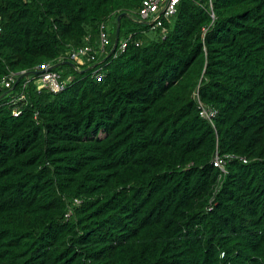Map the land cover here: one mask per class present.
Segmentation results:
<instances>
[{
  "label": "trees",
  "instance_id": "trees-1",
  "mask_svg": "<svg viewBox=\"0 0 264 264\" xmlns=\"http://www.w3.org/2000/svg\"><path fill=\"white\" fill-rule=\"evenodd\" d=\"M142 2L0 0V264H264V0H182L165 36ZM49 61L60 93L18 80Z\"/></svg>",
  "mask_w": 264,
  "mask_h": 264
},
{
  "label": "built area",
  "instance_id": "built-area-1",
  "mask_svg": "<svg viewBox=\"0 0 264 264\" xmlns=\"http://www.w3.org/2000/svg\"><path fill=\"white\" fill-rule=\"evenodd\" d=\"M212 1L213 0H209L210 13L214 17ZM181 2L182 0H143L141 7L137 10V12H135L137 15L136 18L138 19V21L148 25L152 30L162 29L161 35L165 36L167 33V29L163 27V20L170 19L171 17L176 15ZM101 27L102 31L100 36V45L102 49H105L110 44V37L106 31L105 24H102ZM2 30V16H0V33L2 32ZM127 43L128 41L126 40L121 44V51H125V49L128 47ZM139 44L140 42L136 43L137 46ZM70 58L71 60L77 61L79 64H85L86 62L96 61L97 54L92 45H85L74 49L70 53ZM35 71H40L39 73L35 74L34 78L35 84L37 85L39 91L47 89L51 92L58 93L64 90L65 87L73 80L72 76H70L66 80H63L61 73L53 68L52 62H44L40 64L39 66H37ZM17 74L18 73L15 72L8 74L0 81V85H4L7 88L12 87L13 83L16 81ZM94 75H96L98 79H101L103 76V74L99 72V70H96L94 72ZM196 95L198 97V92L196 93ZM24 98L25 97L23 95H20L12 99V102L16 105L19 102L23 101ZM200 109V114L209 120H212V118L217 113L215 110H209L208 108H206L201 102ZM21 113L22 110L20 105L15 106L13 109V114L15 116H18ZM234 158H240L245 163L248 162V159L246 157H238L234 154H227L223 156L216 154L213 162L215 166L219 167L224 173H226L227 162ZM213 200H215V196L212 197L210 205L208 206V210H212L214 208ZM76 203H80V200H76ZM71 214L72 211H68L66 217H69Z\"/></svg>",
  "mask_w": 264,
  "mask_h": 264
},
{
  "label": "water",
  "instance_id": "water-1",
  "mask_svg": "<svg viewBox=\"0 0 264 264\" xmlns=\"http://www.w3.org/2000/svg\"><path fill=\"white\" fill-rule=\"evenodd\" d=\"M129 15H130L129 12H123V13L118 15V17H117V34H116L115 42H114L113 48L111 49L110 53L106 56V59L111 56V54L115 51V49H116V47L118 45L122 17L123 16H129ZM64 63L75 66V64L73 62H71V61H62V62L56 64L55 67L56 66H60V65H62ZM39 72L40 71H29V72H26L24 75H21L18 80H20L23 76L29 75L30 73L37 74Z\"/></svg>",
  "mask_w": 264,
  "mask_h": 264
},
{
  "label": "clouds",
  "instance_id": "clouds-1",
  "mask_svg": "<svg viewBox=\"0 0 264 264\" xmlns=\"http://www.w3.org/2000/svg\"><path fill=\"white\" fill-rule=\"evenodd\" d=\"M143 3V2H142ZM135 12H137V11H135ZM134 12V13H135ZM130 14V13H129ZM136 14V13H135ZM130 16V15H129ZM136 17H137V15H135ZM175 16V15H174ZM3 19V18H2ZM137 19V18H136ZM140 22V21H139ZM142 23V22H141ZM103 24H105V26H106V23H103ZM167 34V33H166ZM100 47H101V45H100ZM102 48V47H101ZM77 49V48H76ZM94 49H95V47H94ZM106 49V48H105ZM96 50V49H95ZM71 53V52H70ZM98 53V51L96 50V54ZM50 62V61H49ZM62 62V61H61ZM60 63V62H59ZM52 64H53V68L55 69V64L52 62ZM75 64V63H74ZM61 66V65H60ZM57 67V66H56ZM56 70V69H55ZM31 71H35V70H31ZM57 71H59V70H57ZM27 72H29V71H27ZM60 73H61V76H62V72L61 71H59ZM26 73V72H25ZM24 73V74H25ZM24 74H22V75H24ZM30 74H33V73H30ZM35 75V74H34ZM70 77V75L69 76H67L66 78H63V80H66V79H68ZM68 86V85H67ZM66 86V87H67ZM65 87V88H66ZM63 91V90H62ZM54 93V92H53ZM58 93H60V92H58ZM58 93H54V94H58ZM235 155V154H234ZM220 156H223V155H220ZM238 157H245V156H241V155H237ZM215 158V157H214ZM247 158V157H246ZM234 159H236V158H234ZM240 159V158H239ZM248 159V158H247ZM241 160V159H240ZM245 163V162H244Z\"/></svg>",
  "mask_w": 264,
  "mask_h": 264
},
{
  "label": "rangeland",
  "instance_id": "rangeland-1",
  "mask_svg": "<svg viewBox=\"0 0 264 264\" xmlns=\"http://www.w3.org/2000/svg\"><path fill=\"white\" fill-rule=\"evenodd\" d=\"M136 15V14H135ZM112 25L114 24V22L113 21H111L110 22ZM108 26H109V28H110V24H108ZM156 35V33L155 32H149L148 34H147V38H151V37H153V36H155ZM124 37V35L122 34V38ZM69 69V67H63L62 69H60L59 71H66V70H68Z\"/></svg>",
  "mask_w": 264,
  "mask_h": 264
},
{
  "label": "crops",
  "instance_id": "crops-1",
  "mask_svg": "<svg viewBox=\"0 0 264 264\" xmlns=\"http://www.w3.org/2000/svg\"><path fill=\"white\" fill-rule=\"evenodd\" d=\"M62 72V71H61Z\"/></svg>",
  "mask_w": 264,
  "mask_h": 264
}]
</instances>
